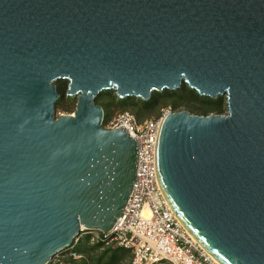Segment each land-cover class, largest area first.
I'll return each instance as SVG.
<instances>
[{
  "label": "water",
  "instance_id": "water-1",
  "mask_svg": "<svg viewBox=\"0 0 264 264\" xmlns=\"http://www.w3.org/2000/svg\"><path fill=\"white\" fill-rule=\"evenodd\" d=\"M67 80L76 96L55 115ZM186 83L226 113L166 111L154 164L184 228L221 264H264V0H0V264H46L109 231L138 146L95 97Z\"/></svg>",
  "mask_w": 264,
  "mask_h": 264
},
{
  "label": "built area",
  "instance_id": "built-area-1",
  "mask_svg": "<svg viewBox=\"0 0 264 264\" xmlns=\"http://www.w3.org/2000/svg\"><path fill=\"white\" fill-rule=\"evenodd\" d=\"M139 121L130 110H121L102 120V126H124L138 146V165L132 191L113 227L104 232L82 227L67 248L54 254L46 264H78L75 250L79 238L90 244L121 247L129 251L127 264H221L184 228L168 205L159 187L155 164V144L161 116Z\"/></svg>",
  "mask_w": 264,
  "mask_h": 264
},
{
  "label": "trees",
  "instance_id": "trees-1",
  "mask_svg": "<svg viewBox=\"0 0 264 264\" xmlns=\"http://www.w3.org/2000/svg\"><path fill=\"white\" fill-rule=\"evenodd\" d=\"M67 88V81H59L57 91L60 94L58 102L65 94ZM109 93V101L105 104L98 103L97 99L103 94ZM116 104L123 110L132 108L133 113L139 121L147 119L148 116L156 114L159 117L162 114V109L170 107L171 111L188 110L192 114L208 115L210 113L224 114L226 113V102L223 96L211 98L208 96L199 95L194 89L188 87L186 83L175 90L164 89L162 91H153L147 100H142L136 97H126L119 99L115 96L113 91L104 90L95 97V103L102 106L104 111V120L109 118V109ZM55 103V106H57ZM63 108L62 105L57 106ZM107 110V114H105ZM100 244H90L88 237L79 238L75 246V250L81 254V258L77 261L78 264H123L127 259L129 251L121 247H105L101 255L93 258L91 255L93 249L101 248ZM128 254V255H127ZM130 259V258H129ZM129 261V260H128ZM127 261V262H128ZM127 262L125 264H127Z\"/></svg>",
  "mask_w": 264,
  "mask_h": 264
},
{
  "label": "rangeland",
  "instance_id": "rangeland-1",
  "mask_svg": "<svg viewBox=\"0 0 264 264\" xmlns=\"http://www.w3.org/2000/svg\"><path fill=\"white\" fill-rule=\"evenodd\" d=\"M62 80H65V79H59V80H57V81H55V84H56V86L58 85V83H59V81H62ZM67 81V80H66ZM68 83V82H67ZM110 91H113L112 89H110ZM113 93H114V91H113ZM224 97V96H223ZM60 98V97H59ZM62 99L58 102V100L59 99H57L56 100V102L55 103H57L58 102V104H57V106H60V105H62L63 106V108H58L57 106H55V109H56V113H55V115L57 116V115H59V114H61V113H70V112H72L73 111V109H74V107H75V103H76V96H68V95H66V93L61 97ZM225 98V97H224ZM97 101H98V103H101V104H105L107 101H109V93L108 94H106V93H103L98 99H97ZM116 102H117V100L115 99L114 100V105L109 109V111H110V113H109V118L111 117V116H113L115 113H117V112H119V111H121V110H123L121 107H119L117 104H116ZM168 108H170V107H166V108H163L164 110L165 109H168ZM127 110H130V111H132V112H134L133 111V109L132 108H126ZM163 109H162V111H163ZM171 110V109H170ZM105 114H107V110H105ZM225 114V113H224ZM156 116V114H153V115H150V116H148L147 118H153V117H155ZM156 118V117H155ZM105 247H101V248H95V249H93V251H92V257L93 258H95V257H97V256H99V255H101V253L104 251L103 249H104ZM128 255V254H127ZM129 255L127 256V259L123 262V264H125L128 260H129Z\"/></svg>",
  "mask_w": 264,
  "mask_h": 264
},
{
  "label": "bare ground",
  "instance_id": "bare-ground-1",
  "mask_svg": "<svg viewBox=\"0 0 264 264\" xmlns=\"http://www.w3.org/2000/svg\"><path fill=\"white\" fill-rule=\"evenodd\" d=\"M194 240H196V239H194Z\"/></svg>",
  "mask_w": 264,
  "mask_h": 264
}]
</instances>
